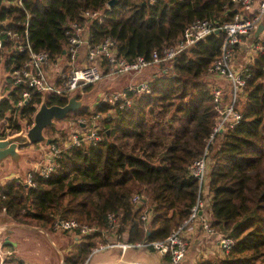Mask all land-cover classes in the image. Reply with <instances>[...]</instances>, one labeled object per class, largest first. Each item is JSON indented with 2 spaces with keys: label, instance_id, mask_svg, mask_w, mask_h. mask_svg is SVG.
<instances>
[{
  "label": "trees",
  "instance_id": "16d2710c",
  "mask_svg": "<svg viewBox=\"0 0 264 264\" xmlns=\"http://www.w3.org/2000/svg\"><path fill=\"white\" fill-rule=\"evenodd\" d=\"M23 2L29 13L28 41L52 60L62 56L67 45L65 29L71 22L87 25L90 46L111 37L117 54L132 60L136 56L149 58L175 44L192 21L209 19L222 26L240 11V5L232 0ZM86 10L101 11V21L83 19L81 14ZM0 22H4L0 24L4 43L0 60L10 73L26 55L10 50L12 44L5 32L16 31L22 41L25 11L0 3ZM224 36L223 30L213 32L173 61L157 64V71L147 80L149 92L129 91L130 106L121 109L118 103L115 116L102 121L101 141L63 152L59 167L49 177L35 176L33 187L19 178L1 184L0 211L18 222L48 230L57 218L95 228L64 253V264H84L97 243H106V236L114 235L119 242H151L176 230L188 218L198 196V180L190 174L189 166L207 149L209 225L230 237L233 245L223 257H201L195 264H264V35L256 37L262 50L245 66L246 83L237 103L240 121L208 143L217 111L213 82L206 78L220 55ZM10 82L7 99L0 104V119L12 122L18 130V119L31 117L40 98L34 95L21 108L12 109L10 102L23 88H14ZM227 100L225 88L223 101ZM66 102L60 96L47 98L49 106H64ZM109 109L111 106L104 103L95 108L101 112ZM87 114L85 105L68 116L76 119ZM136 194L144 199L138 204L132 202ZM146 208L150 216L143 222L141 215ZM110 214L113 222L108 219ZM163 262L171 264L168 254ZM22 263L14 255L4 262Z\"/></svg>",
  "mask_w": 264,
  "mask_h": 264
},
{
  "label": "built area",
  "instance_id": "2783aa9c",
  "mask_svg": "<svg viewBox=\"0 0 264 264\" xmlns=\"http://www.w3.org/2000/svg\"><path fill=\"white\" fill-rule=\"evenodd\" d=\"M240 5V11L236 12L233 20L218 26L209 19L192 21L183 31L178 42L173 45L166 46L160 52H153L149 58L144 56H136L132 60L120 57L115 48V40L111 37H105L99 44L90 46L88 38L85 40L83 35L88 32L86 24L80 22H71L65 29L67 45L62 56L52 60L49 54L44 50H34L28 41L27 24L29 13L24 7L23 0H0L3 7H17L23 9L26 14L25 31L22 41L16 31L7 30L5 34L10 40L12 46L11 51L23 53L26 60L18 67L12 69L8 73L12 87L21 86L23 90L18 94V98L11 101L12 109L21 108L27 101L31 100L34 95H38L40 102L35 105L36 110L39 108L43 99L49 96H60L68 99L75 93L84 95V88L90 84L100 81L103 77H111L115 75H131L133 77L141 74L148 66L157 65L161 62L173 61L180 53L189 49L198 41L205 39L208 35L218 30L225 33L222 42L219 57L214 61L210 71L216 75L221 81V86H213V97L217 118L212 129V133L208 143L212 141L213 136L219 132L235 126L241 119V113L237 109V103L240 98L242 89L246 83L244 71L246 67L237 69L234 58L236 49L245 44L246 39L255 32L259 24H264V0H232ZM83 19L89 21L102 19V12L95 10H86L81 14ZM4 22H0L3 24ZM84 46L85 51L81 56L80 47ZM4 48V43L0 40V49ZM259 45L255 48V52L261 51ZM64 62L61 63V61ZM225 88L228 92V100L223 101ZM129 91L149 92L147 81L139 84L130 85L127 90L111 91L105 93L101 98H97L96 104H107L111 106L107 112L89 110L86 119H76L75 129L70 134L69 139L62 146H58L51 141L49 149L44 152L41 160L30 168L21 181L27 186H35L34 177L47 178L59 167V160L62 153L71 147L81 145H96L101 141L100 121L110 120L115 116V106L119 103V107L125 109L131 104L128 98ZM67 103V102H66ZM34 112V113H35ZM33 113V114H34ZM209 157L207 149L203 154L193 161L189 166L190 174L198 180L199 190L198 196L190 214L183 223L174 230L168 237L163 240L147 241L137 243L128 242H108L95 245L84 264H88L90 258L107 249L118 248L122 255L129 249H152L153 253L166 256L168 254L171 264H180L188 252L191 244L184 236V231L194 222L200 220L201 228L205 234L214 235L217 238V244L222 254L228 253L233 245L230 237L221 235L214 231L209 225V219L202 218L203 212L207 209L208 198L203 196V184L207 165L209 167ZM144 199L138 194L132 197V202L138 204ZM150 216V210L147 208L141 215V220L146 222ZM110 222L114 221L112 214L108 215ZM55 231L72 233L75 238L89 235L96 231L95 228L81 224L73 219L57 218L52 226ZM145 226V230H146ZM0 242V264H4L5 260L12 255L9 249H4ZM196 256L200 255L199 249L195 250ZM202 257V256H201ZM120 260H122L120 258ZM127 264H145L138 261H129ZM22 264H29L23 262ZM122 264V262H121Z\"/></svg>",
  "mask_w": 264,
  "mask_h": 264
},
{
  "label": "rangeland",
  "instance_id": "374dc122",
  "mask_svg": "<svg viewBox=\"0 0 264 264\" xmlns=\"http://www.w3.org/2000/svg\"><path fill=\"white\" fill-rule=\"evenodd\" d=\"M252 36H254V37H252ZM258 36L259 35H255V32L254 33L252 32V34L245 41V44H247V45L236 49V56L234 58V62H235V66L237 69H239V70L242 69L244 66H246L249 62L252 61V58L254 57V54H255V48L257 46H259V44L257 43V40H256V37H258ZM83 38L85 40L88 38L87 30L85 31ZM2 60H0V75L5 76V78L2 80V82L0 81V97L1 96L7 97L11 86L9 87L10 79L8 76V72L6 70H4V68H3ZM62 62H64V59H63V61H61V63ZM151 66H153V67L148 66V67H150L149 68V70H150L149 75L152 74L153 72L157 71L156 65H151ZM154 66H156V67H154ZM206 79L211 83L212 82L215 83V82H217L216 80L218 78L216 77L215 74L211 73L210 75L207 76ZM116 83H117V76L103 77L100 81L94 83L91 90L86 92L81 97L84 98V102H86V105H88L90 108H93L96 105V100L98 97L101 98L107 92L119 91V90H115L116 88L114 86ZM10 84H11V82H10ZM91 110H93V109H90V111ZM7 113H6V115H7ZM78 118L86 119V121L88 120V118H86L84 116H81ZM78 118H76V119H78ZM76 119H75V117L70 115L63 120L56 121L55 126L52 127V130H48V129L44 130V136L48 139H51V141H53V143H55L56 145L62 146L63 144H65V142H67V140L70 137V134L75 129ZM18 123L20 124V128L18 130H15L12 122H10L8 120L0 119V139L14 135V134L18 133L22 128H25L26 130L29 129L33 124V115L29 118H22V119L19 118ZM99 123L101 126L102 121H100ZM48 149H49V145H46L45 142L30 144L28 146L20 148V150H22L24 152H30V153L32 152L33 156L26 158L25 165L23 167L22 172L20 170H19L20 172H18V170L12 171V170H7V169L0 171V185L5 183L10 178H19V179L23 178L25 176V173L41 160V157L43 156L44 152L47 151ZM208 176H209V169H208V165H207V169L205 172V179L206 180L208 179ZM204 190H206V182L203 184V191ZM60 235H63V238L66 241L67 248H68L69 245L72 243V238H70L68 236L72 237L73 234L72 233H63ZM115 239H116V237H114V235L106 236V243L114 242V241H116ZM100 243H103V242H99L98 244H100ZM112 250L114 252L117 249L116 248H114V249L110 248V249L101 251V252L97 253L96 255H93L90 258L88 264H109V262H108L110 260L109 258L116 257L119 255V250H118V251L114 252L116 254V256H113ZM126 258L127 259L141 260V261L149 263V264H154L153 260L151 258H148L145 255L128 253ZM212 258H214V257H212ZM111 259L116 260L115 258H111ZM27 263H29V262H27Z\"/></svg>",
  "mask_w": 264,
  "mask_h": 264
},
{
  "label": "crops",
  "instance_id": "0c3cea01",
  "mask_svg": "<svg viewBox=\"0 0 264 264\" xmlns=\"http://www.w3.org/2000/svg\"><path fill=\"white\" fill-rule=\"evenodd\" d=\"M258 35H259V37L263 36L264 31H261ZM252 37H254V36H252ZM246 45L247 44H244L243 46H246ZM243 46H241V47H243ZM238 48H240V47H238ZM80 49H81L80 54H81V56H83L84 51H85V47L81 46ZM150 67H153V66H150ZM150 67H146V69H144L141 72V74H139L135 77H133L131 75H127V74L115 75V76H117V83L114 86L116 88L115 90H119V91L124 90V88H127L130 85H135V84H139L141 82L147 81L150 78V76L154 73L153 72L152 74L149 75V72H150L149 68ZM154 67H156V66H154ZM216 81L217 82H215V83L217 85L221 86V81L218 79ZM215 83H213L212 86H214ZM92 87H93V85H92ZM91 88L89 90L85 91L84 94L86 92L90 91ZM85 105H86V102H84V106ZM96 105L93 108H90L88 105H86V106L88 107V110H90V109H95ZM203 196L205 198H207L206 197L207 196V184H206V190L203 191ZM0 215H6V216L11 217L10 215L5 213L4 211H0ZM202 215H203L202 218L210 220V212H209L208 208L203 212ZM16 222H18V221H16ZM18 223H21V222H18ZM21 224H24V223H21ZM26 225H29L31 227H36V228L37 227L43 228L49 234V236L51 237V239L53 240V242L55 243V245L57 247V250H56L49 243V241L45 238V236L43 234L37 232V231H28V230H20V229L15 230L12 237L18 243L17 248L15 249L13 246H10V245H6V246L10 247L8 249L12 252V255H14L18 259H20L22 262H26V261L29 262V264H59L60 263L59 252H62L63 256H64V253L66 251H68V249L71 247V245L73 243H75L78 239V238H75L74 236H72V237L68 236V237L72 238V243L67 248V244L63 238V235H60V234H63L64 232L55 231V230H53V228L51 230H48L44 227L37 226V225H30V224H26ZM184 236L187 238V240L191 244L189 245L187 254L185 255V257L183 258V260L181 261L180 264H195L196 261L201 259V256L203 257V259H208L210 257L211 258L212 257L221 258L224 256L222 254L221 250L219 249L216 236L210 235V234H205L203 232V229L201 228L200 220L192 223L184 231ZM111 249H114V248H111ZM116 249L117 250H115V251L119 250L118 248H116ZM196 249L197 250L199 249V251L201 252L199 256L198 255L196 256V253H195ZM114 252L112 250V253H113L112 255L116 256V254ZM128 253L145 255L148 258H151L153 260L154 264H165L163 262L162 256L157 255L153 252L144 251L141 249H129L128 251H126L122 255V257H121V252L119 250L118 256L111 257V258H115L116 260H114V259L112 260L111 258H109L110 260L108 259L109 264H121V262H122V264H127L126 262H129V261H138L141 263L149 264V263L143 262L141 260L127 259L126 256ZM120 258L122 260H120Z\"/></svg>",
  "mask_w": 264,
  "mask_h": 264
},
{
  "label": "water",
  "instance_id": "95a60500",
  "mask_svg": "<svg viewBox=\"0 0 264 264\" xmlns=\"http://www.w3.org/2000/svg\"><path fill=\"white\" fill-rule=\"evenodd\" d=\"M263 30L264 24H259L255 30V35H258ZM4 78L5 76L0 75L1 82ZM5 99H7L6 96H1L0 104ZM83 107L84 98L77 93L73 94L64 106H49L47 100L43 99L39 108L33 114V124L29 129L26 130L22 128L18 133L0 139V171L7 169L22 172L26 158L33 156V154L32 152H24L20 150V148L40 142H45L46 145L50 144L51 139L44 136V130L47 127L55 126L56 121L65 119L69 113L76 112ZM17 229L37 231L43 234L49 243L57 250L55 243L43 228L21 224L16 222L12 217L0 215V242L2 245H10L15 249L17 248L18 243L12 237ZM59 256V264H64L63 253L59 252Z\"/></svg>",
  "mask_w": 264,
  "mask_h": 264
}]
</instances>
